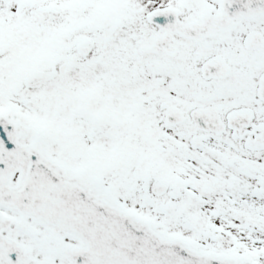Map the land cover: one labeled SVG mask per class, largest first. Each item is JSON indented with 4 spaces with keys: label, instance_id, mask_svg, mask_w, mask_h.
<instances>
[{
    "label": "snow or ice",
    "instance_id": "6c2138e0",
    "mask_svg": "<svg viewBox=\"0 0 264 264\" xmlns=\"http://www.w3.org/2000/svg\"><path fill=\"white\" fill-rule=\"evenodd\" d=\"M0 264H264V0H0Z\"/></svg>",
    "mask_w": 264,
    "mask_h": 264
}]
</instances>
